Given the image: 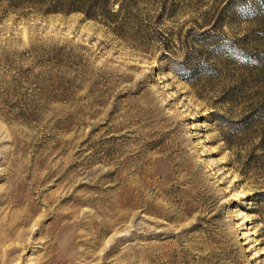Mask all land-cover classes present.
Instances as JSON below:
<instances>
[{
    "label": "rangeland",
    "instance_id": "obj_1",
    "mask_svg": "<svg viewBox=\"0 0 264 264\" xmlns=\"http://www.w3.org/2000/svg\"><path fill=\"white\" fill-rule=\"evenodd\" d=\"M78 1L0 0V264H264V0Z\"/></svg>",
    "mask_w": 264,
    "mask_h": 264
},
{
    "label": "trees",
    "instance_id": "obj_2",
    "mask_svg": "<svg viewBox=\"0 0 264 264\" xmlns=\"http://www.w3.org/2000/svg\"><path fill=\"white\" fill-rule=\"evenodd\" d=\"M74 1H78V0H74ZM99 2V1H101V0H90V2ZM79 3H82V1L81 0H79L78 1ZM86 1L84 0L83 1V4L85 3ZM105 2H106V0L104 1V5H105ZM72 8H76V9H79V8H81L80 6H77V7H72Z\"/></svg>",
    "mask_w": 264,
    "mask_h": 264
}]
</instances>
